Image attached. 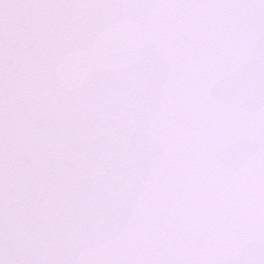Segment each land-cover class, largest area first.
Listing matches in <instances>:
<instances>
[{
  "label": "snow or ice",
  "instance_id": "6c2138e0",
  "mask_svg": "<svg viewBox=\"0 0 264 264\" xmlns=\"http://www.w3.org/2000/svg\"><path fill=\"white\" fill-rule=\"evenodd\" d=\"M0 264H264V0H0Z\"/></svg>",
  "mask_w": 264,
  "mask_h": 264
}]
</instances>
